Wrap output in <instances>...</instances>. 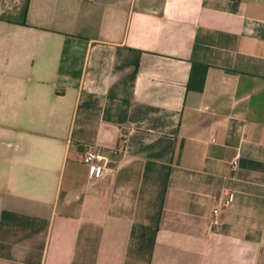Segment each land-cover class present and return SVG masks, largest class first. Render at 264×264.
Returning <instances> with one entry per match:
<instances>
[{
	"label": "crops",
	"instance_id": "1",
	"mask_svg": "<svg viewBox=\"0 0 264 264\" xmlns=\"http://www.w3.org/2000/svg\"><path fill=\"white\" fill-rule=\"evenodd\" d=\"M0 264H264V0H0Z\"/></svg>",
	"mask_w": 264,
	"mask_h": 264
},
{
	"label": "built area",
	"instance_id": "2",
	"mask_svg": "<svg viewBox=\"0 0 264 264\" xmlns=\"http://www.w3.org/2000/svg\"><path fill=\"white\" fill-rule=\"evenodd\" d=\"M102 161V156L97 148L90 147L82 157V162L86 164L91 171V174H103L108 170L107 165H102L100 162ZM222 214V208L220 206H216L214 209L213 216V225H217L221 222L220 216Z\"/></svg>",
	"mask_w": 264,
	"mask_h": 264
}]
</instances>
